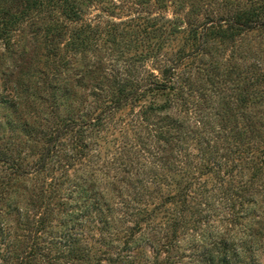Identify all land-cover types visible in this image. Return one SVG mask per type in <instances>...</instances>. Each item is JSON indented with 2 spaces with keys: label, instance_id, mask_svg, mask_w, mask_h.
<instances>
[{
  "label": "trees",
  "instance_id": "16d2710c",
  "mask_svg": "<svg viewBox=\"0 0 264 264\" xmlns=\"http://www.w3.org/2000/svg\"><path fill=\"white\" fill-rule=\"evenodd\" d=\"M179 1L171 18L140 7L130 33L134 19L119 29L88 15L90 5L120 10L113 0H0V74L3 57L12 63L9 76L18 62L43 64L32 98L0 91V264H172L185 231L208 221L205 207L220 208L206 197L202 175L232 185L235 160L264 154V140L253 143L264 120L207 114L193 80L200 68L190 62L209 38L234 40L264 20L249 11L217 22L194 19V0L185 19ZM181 34L193 50L162 54ZM99 41L137 52L112 57ZM127 107L129 120L115 121ZM111 130L120 135L106 162L93 147ZM170 180L177 189L162 196ZM248 182L244 194L226 201V225L188 235L201 247V264H262L264 200ZM244 200L251 207L237 209Z\"/></svg>",
  "mask_w": 264,
  "mask_h": 264
},
{
  "label": "rangeland",
  "instance_id": "374dc122",
  "mask_svg": "<svg viewBox=\"0 0 264 264\" xmlns=\"http://www.w3.org/2000/svg\"><path fill=\"white\" fill-rule=\"evenodd\" d=\"M115 3L121 5L120 10H116L115 13L100 12L99 9L94 10L93 5L87 6V13L91 17L93 14L101 15L100 21L102 25L106 23L118 25L119 29H123V22L130 23L131 27L126 29L131 33L133 30L137 29L136 24L140 23L136 17L137 10H148L151 11L154 17L156 14H165L168 18L174 16L175 11H177V6L180 5L178 0H165L167 6L164 8H159V0H113ZM158 1V2H157ZM184 1V2H183ZM195 4L200 8L194 13V19H202V21H219L221 18H235L239 13L243 11L253 12L255 19L264 20V0H194ZM122 2V3H121ZM184 3L182 10H179L181 15L186 18L188 11L191 6L190 0H182ZM162 3V2H160ZM174 3V4H173ZM102 6L109 5V2L104 1ZM139 5V6H138ZM101 7V6H99ZM142 9H141V8ZM146 14V13H145ZM259 20V21H260ZM121 23V24H120ZM108 34L103 38L106 39ZM120 38V36H117ZM100 47L106 50L107 53L112 54L113 57H118L119 54H124L126 56L132 55L137 52L134 48H127V45L122 44L121 48L113 49V44L110 42L104 43L103 41L98 42ZM184 34L176 36L172 39L163 49L164 55L168 53L176 52L179 49H185V51L193 50V46L185 44ZM4 51V45L0 42V52ZM121 52V53H120ZM39 58V57H38ZM4 66H2L3 74H0V91L7 95L8 93L20 92L23 96L27 97L34 95L33 92L36 88L37 82L40 83L38 76V71L36 68L42 67V61L34 62L29 66L23 65V62H18V67L14 70V75H10L12 68L8 66L12 65L9 57H3ZM192 67H199L198 70L199 77H194L193 80L196 81L198 89L201 90L202 98L206 100V110L208 113L219 112L221 115L234 114L237 116H254L260 121L264 120V24L251 29V30H240L236 33L234 40H224L220 37L209 38V43L207 48L203 52L197 53L193 59L190 60ZM23 65V67H21ZM148 66L151 65L149 62ZM38 70V69H37ZM35 71V72H34ZM18 78L19 83L16 85V79ZM20 78V80H19ZM37 83V84H39ZM35 84V85H34ZM40 85V84H39ZM162 98V97H161ZM191 100L196 98L192 94ZM239 99H242L241 102ZM204 100V101H205ZM130 108H125L114 116V120L123 119L125 121L129 120L132 114ZM260 133V139L258 137L253 139V143L259 145L261 141L264 140V130H258ZM105 135V134H104ZM119 131H109L107 135L104 136L105 139L97 137L96 140L99 141L100 145L94 146L95 154L102 155L103 159L107 161L112 160V155L115 150V137H119ZM250 153L248 155H243L241 159L235 160V171L234 180L232 185L222 182L216 174L206 173L200 178L202 183H206V188L209 192L206 197L209 201H212L216 207L220 208L217 210L213 209V206L205 207L206 211L210 214L207 218V222L201 226V228L193 230L192 225L187 229L186 235L180 238V254L179 258H173L172 264H201L200 256L198 255L200 248L192 247V242L188 240V235H201L202 233H208L211 231H217L222 225H226L227 219H222L224 217L226 201L237 200L239 195L244 194L241 188L242 182L249 181L251 187L257 189L258 199L264 200V154L258 150ZM36 158V156H31L27 161L31 162ZM116 165V163H115ZM226 170V168H225ZM74 170L71 169L70 173ZM174 180L183 181L184 178L181 174H175L172 176ZM228 181V177H226ZM171 184L164 185L162 188V196H167L169 194L175 193L177 186L171 181ZM221 187V189L219 188ZM246 188V187H245ZM211 199V200H210ZM228 199V200H227ZM239 200V199H238ZM243 204H237L236 208L246 211L251 207V203L248 201H243ZM212 204V203H211ZM168 206H170L168 204ZM217 210V211H216ZM207 214V213H206ZM262 220L264 223V212L261 213ZM253 215L244 216L240 222L247 223ZM157 221L164 222L160 218ZM163 221V222H162ZM198 237V236H197ZM150 251V250H149ZM152 257L153 254L149 252ZM165 252H161V257H165ZM262 264H264V255L260 257Z\"/></svg>",
  "mask_w": 264,
  "mask_h": 264
}]
</instances>
